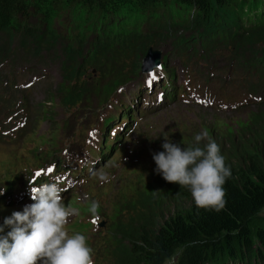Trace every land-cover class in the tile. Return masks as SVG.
I'll return each mask as SVG.
<instances>
[{"label":"rangeland","instance_id":"1","mask_svg":"<svg viewBox=\"0 0 264 264\" xmlns=\"http://www.w3.org/2000/svg\"><path fill=\"white\" fill-rule=\"evenodd\" d=\"M158 7L155 9H158L160 18L154 19L155 14H151L152 11H141L128 4L116 17L112 26H107L103 31L101 26L106 22L110 23L109 15L104 13L100 15L99 11H86L79 7L71 9L70 5L65 7L56 5L52 13L54 15L52 27L55 32L49 37L50 41L56 42L51 46L53 51L44 53L40 58L23 59L19 55L8 56L0 65V124H8L12 116L27 117V124L21 132L3 135L4 132L0 130V181L4 180L11 171L21 169L12 158L13 154L29 155L37 159L36 155L40 153V149L46 154L44 150L48 148V151H52V157L42 159L44 165L47 160L50 163L59 158L71 163L77 160L81 162L80 157L84 158L88 155L91 144L98 142L96 139L98 135L100 138L105 134L109 135L105 125L106 119L108 117L114 119L110 126H117V135L112 141L119 139L118 142L114 143L111 152L110 140L105 145L100 143L103 149L98 146L92 151L95 157H103L102 155L109 152L110 154L96 165L95 175L91 176L89 171L82 173L79 187L65 203L75 205L78 214L71 217V221L74 222L75 217L81 218L84 224L81 222L76 224L81 229V234L85 236L87 234L92 244L95 242L93 246L87 241L88 246L93 250L94 264H117L119 252L112 237V234L114 236L117 232L116 222L119 219L125 222L130 214L139 212L141 210L139 203L143 199L156 201L159 206V218L174 211L175 206L169 190L174 183L165 181L162 175L155 171L156 164L153 160V153L164 151L162 144L165 138H169L183 149L194 144L196 134L206 132L208 137L219 145L221 154L228 159L231 158L233 149L239 151L250 146H260L264 149V105L258 107L257 103L252 102L236 111L231 109L229 102L224 101L221 96L220 90L228 92L232 99L241 100L247 96L243 95L240 86L233 82L232 73L227 67V59L218 58L215 62L203 59L199 55L202 53V47H198L196 52L188 50L192 58L187 63H183V57L170 53L174 36L161 37L159 40L158 36H155L153 39L156 41L148 46L149 49L153 48V52L159 51L163 60L167 54L169 55L168 64L175 69L179 85V92L173 100L164 98L162 102L157 101L156 93H151L146 88L145 80L149 77V73L143 69L135 79L117 88L126 72L108 73L99 79L97 84L83 89L84 92L74 96L70 102L66 100L64 92L56 90L62 79L58 58H62L61 53L65 44H76L81 41L79 44L87 47L100 36H108L110 32L120 33L123 29L149 36L150 30L159 23L176 21L181 23L185 20L189 23L193 19V10L189 11L175 0L169 6ZM246 12L245 10L244 13ZM119 19L120 22L117 23ZM226 20L220 21L219 25L224 24V28H227ZM28 21L39 24L42 20L40 15L32 13ZM224 28L219 30L223 32ZM235 30L234 27L226 29L229 36L221 35V31H216L209 37L222 41L223 47H219V51H216L220 57L236 55L242 51L243 48L239 45L234 48V44H240L236 40L241 36L236 35L234 41H231L232 44L225 40L234 35ZM243 32L246 45L251 42L260 45L256 39L259 36L245 39L247 31ZM183 34L187 33L183 32ZM221 37H224L225 41ZM146 48V45H142L138 49L140 58ZM257 49L261 50V47ZM251 55L245 53L238 56L246 59ZM194 68L198 71L202 70L206 79L200 82L193 79ZM88 72L91 75L97 74L94 67ZM157 75L160 76L159 79L162 77L161 72ZM28 82L33 85L26 88ZM190 87H197L201 92L208 91L206 97L213 96L214 105L204 106L189 102L188 95L184 96L183 93L188 92ZM156 88L157 91L164 90V82H158ZM210 90L214 92L213 95ZM146 96L150 99H145ZM254 96L248 95L253 99ZM8 99L12 100L13 108L5 111V102ZM243 102H246V99L243 98ZM135 121L138 122L136 129L130 135L122 136L121 125L124 122L131 125ZM207 142V139L202 141L200 146ZM102 150L104 153L101 155ZM43 154L40 156L43 157ZM239 158L235 156L232 162L236 159L240 160ZM127 162L136 166L128 167ZM21 164L22 168L29 166L27 162ZM101 171L105 173L112 171L109 182L100 183L98 174ZM92 201H97L99 204L97 212L99 218L95 219V223L89 212ZM10 208H0V225H3L4 218L14 211ZM8 230L5 228L4 232ZM175 261L176 257H172L165 264H174ZM256 263L264 264V259H257Z\"/></svg>","mask_w":264,"mask_h":264},{"label":"trees","instance_id":"2","mask_svg":"<svg viewBox=\"0 0 264 264\" xmlns=\"http://www.w3.org/2000/svg\"><path fill=\"white\" fill-rule=\"evenodd\" d=\"M172 1L0 0V61L14 54L28 59L30 55L40 57L53 51L50 47L56 42L50 41L49 37L55 32L52 27V13L56 5H70L71 9L79 7L86 11H99L100 15H109L110 23L106 22L101 26L104 31L107 26H112L128 4L141 11H152L151 14H155L154 19H157L160 15L155 8L169 6ZM175 1L187 7L189 11L193 10L191 22L185 20L181 23H159L150 30L152 34L150 32L149 36L141 32L126 31L127 29L120 33L110 32L108 36H100L90 42L87 47L79 44L81 41L65 44L62 58H58L63 79L56 90L64 92L66 100L70 102L74 96L82 93L84 88L97 84L99 79L108 73L126 72L116 88L130 82L142 69L144 56L148 46L156 41L153 39L155 36H158V40L161 37L174 36L173 42L179 46L189 43L196 36L210 37L216 31L229 36L225 30L234 27V35L225 40L231 43L236 35L241 36L236 41L243 49L239 54H230L229 57L243 60L242 56L238 55L252 53L248 58H254V61L264 60V14L253 30H243L242 23L246 16L244 11L248 12V6L258 7L263 0ZM32 13L40 15L42 21H39V24L28 21ZM224 18L227 19V28H224V24L219 25ZM23 21L28 23L24 24ZM153 26L152 24L151 27ZM221 28H224L223 32L219 30ZM243 31H247L245 39L259 36L256 39L260 45L252 42L246 45ZM222 40L225 41L223 38ZM141 44L146 45L148 49L146 48L145 54L140 58L138 49ZM236 46L237 44H234L235 49ZM260 47L262 52L257 49ZM93 67L97 74L91 75L88 70ZM235 156L240 160L232 162ZM225 163L230 167L232 176L224 185V209L215 211L198 208L187 188H181L177 183L171 184L170 198L175 207L167 216L159 218V206L155 200L147 198L140 201L139 212L130 214L125 222L117 220L115 238L112 234L119 252L117 264H165L172 257H176L174 264H257V259H264V149L260 146L244 147L239 151L233 149L231 158H225ZM127 166L136 165L127 162ZM106 173L109 179L112 178V171ZM137 206L138 204L136 208Z\"/></svg>","mask_w":264,"mask_h":264},{"label":"clouds","instance_id":"3","mask_svg":"<svg viewBox=\"0 0 264 264\" xmlns=\"http://www.w3.org/2000/svg\"><path fill=\"white\" fill-rule=\"evenodd\" d=\"M208 140L206 144L201 142ZM164 151L153 153L155 171L169 183L187 188L195 205L220 211L226 206L225 183L232 173L219 145L206 132L194 137V144L183 149L165 138ZM95 175V173H94ZM101 184L109 181L107 173L98 174ZM28 193L33 201L22 211H13L0 225V264H94L93 250L81 233L69 234L66 225L78 209L66 205L61 182L34 184L29 180ZM6 189L0 188V196ZM99 204L92 201L89 212L98 219Z\"/></svg>","mask_w":264,"mask_h":264},{"label":"water","instance_id":"4","mask_svg":"<svg viewBox=\"0 0 264 264\" xmlns=\"http://www.w3.org/2000/svg\"><path fill=\"white\" fill-rule=\"evenodd\" d=\"M152 47H150V51L148 52L146 58L143 62V69H152L154 66L159 65L161 61V54L158 52H153ZM148 58V59H147ZM152 59V60H151Z\"/></svg>","mask_w":264,"mask_h":264},{"label":"bare ground","instance_id":"5","mask_svg":"<svg viewBox=\"0 0 264 264\" xmlns=\"http://www.w3.org/2000/svg\"><path fill=\"white\" fill-rule=\"evenodd\" d=\"M175 3H176V2H175ZM148 11H149V10H148ZM62 14H63V12H62ZM16 18H17V17H16ZM59 19H60V18H59ZM57 20H58V19H57ZM54 21H55V20H54ZM62 22H63V21H62ZM259 22H260V21H259ZM259 25H260V24H259ZM256 26H257V25H256ZM256 26H255V27H256ZM56 28H57V27H56ZM53 30H54V29H53ZM54 31H55V30H54ZM136 33H140V32H137V31H136ZM231 33H232V32H231ZM223 38H224V37H223ZM86 39H87V38H86ZM86 39H85V40H86ZM36 43H38V42H36ZM83 43H84V42H83ZM42 44H43V43H42ZM142 44H143V43H142ZM142 44H141V46H142ZM34 45H35V44H34ZM44 45H45V44H44ZM237 45H238V44H237ZM14 46H15V45H14ZM18 46H20V45H18ZM32 46H33V45H32ZM41 46H42V45H41ZM41 46H40L39 48H41ZM11 47H12V46H11ZM20 47H21V46H20ZM28 47H29V46H28ZM34 47H35V46H34ZM42 47H43V46H42ZM46 47H47V46H46ZM12 48H13V47H12ZM18 48H19V47H18ZM30 48H31V47H30ZM44 48H45V47H44ZM50 48H51V47H50ZM143 48H144V46H143ZM45 49L47 50L48 48H45ZM249 49H250V48H249ZM31 50H33V49H31ZM252 50H253V49H252ZM23 51H24V49H23ZM29 51H30V49H29ZM47 51H49V49H48ZM249 51H250V50H249ZM31 52H32V51H31ZM31 52H29V54H30ZM254 52H255V51H253V53H254ZM261 52H262V50H261ZM26 53H28V52H26ZM256 53H257V51H256ZM42 54H43V53H42ZM144 54H145V53H144ZM251 54H252V53H251ZM30 56H31V55H30ZM260 58H261V57H260ZM92 60H93V59H92ZM43 61H44V60H43ZM90 61H91V60H90ZM101 62H103V61H101ZM43 64H44V63H43ZM44 65H46V63H45ZM44 65H42V66H44ZM90 65H92V64H90ZM44 68H45V67H44ZM62 70H63V69H62ZM70 73H71V71H70ZM65 79H66V77H65ZM71 79H72V78H71ZM64 81H65V80H64ZM78 81H79V79H78ZM79 83H80V82H79ZM84 83H85V82H84ZM81 86H82V85H81ZM68 87H69V86H68ZM71 87H72V86H71ZM83 87H84V86H83ZM60 88H61V87H60ZM79 88H80V87H79ZM84 89H85V88H84ZM71 90H72V89H71ZM71 90H70V91H71ZM74 90H75V89H74ZM74 90H73V91H74ZM76 91H77V90H76ZM77 92L79 93V91H77ZM83 92H84V91H83ZM135 133H136V131H135ZM56 150H57V149H56ZM102 163H103V162H102ZM21 166H22V164H21ZM78 187H79V186H78ZM74 193H75V192H74ZM4 197H5L6 199L10 198L8 194L5 195ZM251 263H252V262H251ZM251 263H250V264H251Z\"/></svg>","mask_w":264,"mask_h":264},{"label":"snow or ice","instance_id":"6","mask_svg":"<svg viewBox=\"0 0 264 264\" xmlns=\"http://www.w3.org/2000/svg\"><path fill=\"white\" fill-rule=\"evenodd\" d=\"M148 83L151 84V81H149ZM49 171H51V169ZM93 222L95 223V221H93Z\"/></svg>","mask_w":264,"mask_h":264}]
</instances>
